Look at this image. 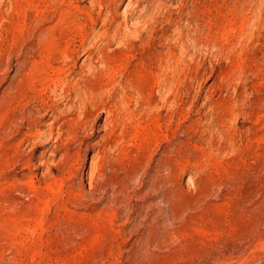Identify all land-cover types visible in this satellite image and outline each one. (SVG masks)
<instances>
[{
	"label": "rangeland",
	"instance_id": "rangeland-1",
	"mask_svg": "<svg viewBox=\"0 0 264 264\" xmlns=\"http://www.w3.org/2000/svg\"><path fill=\"white\" fill-rule=\"evenodd\" d=\"M0 264H264V0H0Z\"/></svg>",
	"mask_w": 264,
	"mask_h": 264
}]
</instances>
